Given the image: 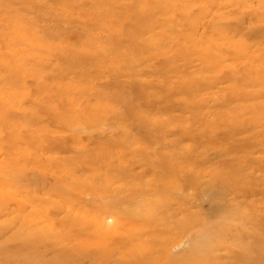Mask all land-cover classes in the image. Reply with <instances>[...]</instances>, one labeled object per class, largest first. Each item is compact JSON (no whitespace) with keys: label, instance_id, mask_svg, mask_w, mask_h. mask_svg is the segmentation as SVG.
I'll return each instance as SVG.
<instances>
[{"label":"rangeland","instance_id":"obj_1","mask_svg":"<svg viewBox=\"0 0 264 264\" xmlns=\"http://www.w3.org/2000/svg\"><path fill=\"white\" fill-rule=\"evenodd\" d=\"M76 243L264 264V0H0V264Z\"/></svg>","mask_w":264,"mask_h":264},{"label":"bare ground","instance_id":"obj_2","mask_svg":"<svg viewBox=\"0 0 264 264\" xmlns=\"http://www.w3.org/2000/svg\"><path fill=\"white\" fill-rule=\"evenodd\" d=\"M141 188V187H140ZM141 193H143V192H141ZM145 206L147 207V205L145 204ZM144 207V204H143V206H141V207H139L140 209H143V210H141L140 212H139V214H137L136 216L138 217V215H140V219L142 220V218L143 217H141V214H142V212L144 211L146 214H149V212H150V210H151V207H149L150 209L148 210V212H147V210L146 209H144L143 208ZM152 211V210H151ZM138 213V212H137ZM128 215H129V217L131 218V220L133 219V220H137L138 218L131 212L130 213V211L128 212ZM120 216L121 217H123V215L122 214H120ZM144 216V215H143ZM146 216V215H145ZM148 216V215H147ZM100 217V216H99ZM99 217H98V220H100L99 219ZM151 217H152V220L154 219L153 217H154V213H153V211L151 212ZM157 219V218H156ZM126 220H128V219H126ZM146 220L147 221H149V216L148 217H146ZM146 220H143V221H145L146 223H147V221ZM75 221H80V220H75ZM138 221H140V220H138ZM76 222V223H77ZM133 222V221H132ZM150 222V221H149ZM98 224H100V223H98ZM133 224H135V223H133ZM152 224V223H151ZM140 225H142V224H140ZM155 225V224H154ZM158 225V224H157ZM167 225V224H166ZM165 224H164V226H166ZM80 226V225H79ZM86 226V225H85ZM144 226H145V224L143 225V228H144ZM149 226V225H148ZM148 226H146V227H148ZM80 227H82V226H80ZM98 227V226H97ZM141 227V226H140ZM142 228V227H141ZM99 229V228H98ZM97 229V230H98ZM34 230V229H33ZM97 230H96V232H97ZM164 230V229H163ZM95 232V231H94ZM130 232H131V230H130ZM110 233V232H109ZM132 233H134V232H132ZM156 233V232H155ZM30 234H32V231H30ZM94 234V233H93ZM125 234V233H124ZM160 234V233H159ZM165 234V233H164ZM29 235V234H28ZM100 235V234H99ZM72 236V235H71ZM81 236V235H80ZM103 236V235H102ZM109 236V235H108ZM68 236H66L64 233L63 234H61L60 236H59V242L60 241H62V240H65L66 238H67ZM70 237V236H69ZM88 237V236H87ZM94 238V237H93ZM158 238H160V237H158ZM26 239V238H25ZM54 239V238H53ZM53 239H52V242H53ZM73 239V238H72ZM76 239V238H75ZM109 239V238H108ZM112 239V238H111ZM125 239H127V238H125ZM131 239V238H130ZM44 240V239H43ZM50 240V239H49ZM70 242H71V238L70 239H68ZM91 240V239H90ZM57 241H58V239H57ZM76 241H78V239L76 240ZM75 241V242H76ZM86 241V240H85ZM87 241H89L88 239H87ZM100 241V240H99ZM106 241V240H105ZM117 241V240H116ZM55 242V241H54ZM53 242V243H54ZM70 242H68V243H70ZM81 242V241H80ZM84 242V241H83ZM112 242V241H111ZM43 243V242H42ZM41 243V244H42ZM44 243H45V241H44ZM50 243V242H49ZM74 243V242H73ZM78 243H79V241H78ZM91 243V242H90ZM90 243H87L88 244V246L90 245ZM94 243V242H93ZM103 243V242H102ZM115 243V242H114ZM55 244L56 245H58L59 246V244H57L56 242H55ZM83 244V243H82ZM86 244V243H85ZM104 244H105V242H104ZM45 245V244H44ZM50 245H52V244H50ZM68 245V244H67ZM35 246V245H34ZM38 246V245H37ZM55 246V245H54ZM57 246V247H58ZM88 246H85V245H78L77 243H76V245L74 244V246H67V247H65V248H63V251L62 252H60L61 253V258H66L65 260H66V262H65V264H81L84 260H86V259H91L92 261L93 260H95L94 258H101V259H105V260H109V257L111 256H109V250L107 251L106 249H101V248H97V249H95V248H90V247H88ZM120 246V243L119 244H117L116 245V247H119ZM39 247V249H40V246H38ZM45 247H47L46 245H45ZM33 248V247H32ZM35 248H36V246H35ZM49 248V247H48ZM120 248V247H119ZM122 248H124V250L126 249L125 248V246H122ZM51 249V248H50ZM48 250V249H47ZM60 250H61V248H60ZM59 250V251H60ZM36 251V250H35ZM113 251H114V249H113ZM134 250H132L131 252H128L127 253V251H125V252H120L121 253V258L123 259V260H129L131 263L130 264H141V263H139L138 261H137V258L141 255V256H147V255H153V254H149L150 252H154V251H152V250H150V248H148V247H145L144 245H141V246H138V248L136 249V252L134 251ZM115 252V251H114ZM133 252V253H132ZM159 253V252H158ZM160 253H163L162 251L160 252ZM47 254V253H46ZM60 256V255H59ZM140 256V257H141ZM161 256V255H160ZM199 260V259H198ZM45 262V261H44ZM171 263H172V261H170ZM151 263V262H150ZM174 263V262H173Z\"/></svg>","mask_w":264,"mask_h":264}]
</instances>
